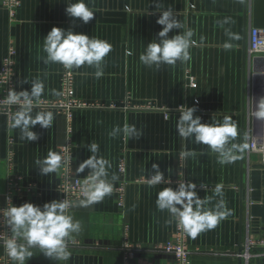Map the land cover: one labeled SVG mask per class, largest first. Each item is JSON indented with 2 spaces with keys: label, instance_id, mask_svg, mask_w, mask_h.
<instances>
[{
  "label": "crops",
  "instance_id": "0c3cea01",
  "mask_svg": "<svg viewBox=\"0 0 264 264\" xmlns=\"http://www.w3.org/2000/svg\"><path fill=\"white\" fill-rule=\"evenodd\" d=\"M75 2L21 0L16 21L11 23L0 0V66L11 44L15 50L14 90L30 91L32 82L41 81L44 91L39 99L51 101L60 95L62 71L59 63H43L47 58L44 37L52 27L83 33L112 45V51L104 58L101 77L96 78V68L92 66L71 69L75 97L90 105L71 113L72 167L76 176L88 178L89 169L83 172L77 169L92 155L87 145L96 143L99 151L95 155L111 164L106 179L116 183L120 179L117 166L123 160L125 201L122 208L113 194L87 207L78 206L79 200L74 201L75 206L68 214L74 221H80L81 231L67 240L76 242L67 247L69 259L54 261L33 248V257L26 264H176L173 255L155 249L171 240L176 228V220H172L167 210H158L156 199L163 188L175 189L180 183L189 182L196 184L199 198L212 197L205 207L215 208L223 199L230 214L195 239L187 235L188 247L238 250L239 239L244 238L247 229L245 209L240 222V206L246 203L249 191L247 147L243 152L236 151L237 158L232 162L220 164L218 154L207 145L196 143L194 138H181L176 124L182 111L179 106L184 105L195 106L194 116H199L202 123L222 122L224 117H230L238 129L231 143L241 147L247 145L253 128L259 131L262 121L249 116L259 98L264 97L261 61L248 55L251 0H84L95 14L87 24L66 15L67 5ZM168 9L173 10L181 25L168 34L169 38L192 33L191 59L177 61L174 66L146 67L139 57L148 43L158 42L154 39H159L162 26L156 20ZM225 19L229 23L221 26L219 22ZM225 43L232 47L225 49ZM253 68L258 71L254 80ZM187 76L194 79L196 87L187 85ZM41 111L53 113L52 126L49 129L34 126L32 131L38 139L31 142L22 140L20 130L11 127L13 116L9 119L0 112V207L4 204L8 178H13L19 189L12 194L14 206L25 202L42 206L59 200L60 169L41 175L36 161L44 160L49 152L59 153L66 121L54 108L34 107L32 115ZM126 123L135 125L143 135L139 139L125 138L122 131L116 137L110 135L114 127L122 129ZM9 139L13 142L10 168L5 161ZM186 150L195 155L184 157L182 153ZM257 160L252 157L250 164ZM154 163L170 183L150 187L144 181L152 173ZM217 186L222 188V197L215 195ZM169 220L172 222L168 223ZM263 227L260 225L258 234L264 233ZM124 242L138 247L126 261L121 248ZM0 264H13L1 245ZM190 264L243 263L231 256L193 254Z\"/></svg>",
  "mask_w": 264,
  "mask_h": 264
},
{
  "label": "clouds",
  "instance_id": "9594fccd",
  "mask_svg": "<svg viewBox=\"0 0 264 264\" xmlns=\"http://www.w3.org/2000/svg\"><path fill=\"white\" fill-rule=\"evenodd\" d=\"M65 13L72 19L78 18L80 22L87 24L95 18V14L86 5L84 0H76L68 4ZM162 26L158 32V42H150L146 50L139 57L140 62L146 67L159 68L162 64L175 65L177 61L186 62L191 59L189 52L190 38L189 31L184 35L176 34L169 38L173 29H180L181 25L173 14L172 9L162 11L156 20ZM221 26L229 23L227 19L219 22ZM231 38V33H229ZM232 45L225 43L224 48L230 49ZM44 51L47 58L43 63H59L66 69L79 68L88 65L96 68L95 76L103 75V61L108 53L112 51V45L105 40L90 38L83 33H75L58 27H52L44 37ZM44 91L41 81H34L30 91L9 90L6 104L16 105L18 110L13 116L11 127L19 129L22 140L28 142L36 141L38 135L32 131L37 124L43 129L52 126L54 115L51 111H41L35 116L32 115L33 104L38 101ZM182 109L176 124L178 135L188 140L194 138L199 144L207 145L213 152L218 154L220 164L230 163L237 158L236 151L243 152V147L231 143L238 135L237 125L230 117H224L222 122L202 123L199 116H194L197 111L195 106H179ZM252 116L256 120L264 121V97L256 102ZM123 132L125 138L139 139L143 133L135 125L125 124L121 129L114 127L110 135L116 137ZM87 149L92 155L79 164L78 172L86 168L90 170L89 177L81 186L83 198L78 201V206L87 207L101 202L105 196L111 195L112 183L106 179L107 169L111 167L108 160L98 158L95 154L99 151V145L91 143ZM184 157L194 156L195 153L186 150L182 153ZM68 157H62L57 152H49L44 160H37L41 175L56 173L62 164L66 165ZM115 181L116 177L112 176ZM148 185L156 186L161 183L168 184L170 180L159 170L158 164H152V173L146 177ZM196 184L180 183L175 189L165 187L159 191L156 199L158 210L170 214L172 220L178 221L179 226L195 239L200 233L214 229L220 221L230 213L226 204L221 199L215 208H207L205 205L211 202L212 197L207 199L199 198L195 191ZM215 195L222 197V188H215ZM72 205L67 200H52L42 206L25 202L19 206L13 204L3 212L5 225L11 235L3 239V245L7 256L13 264H26L29 258L33 257V248H38L40 253L54 261H67L70 253L67 249V240L74 233L81 231L80 221H74L68 214ZM169 220L168 223H171Z\"/></svg>",
  "mask_w": 264,
  "mask_h": 264
},
{
  "label": "built area",
  "instance_id": "2783aa9c",
  "mask_svg": "<svg viewBox=\"0 0 264 264\" xmlns=\"http://www.w3.org/2000/svg\"><path fill=\"white\" fill-rule=\"evenodd\" d=\"M21 5V0H1V7L7 12L9 21L14 23L16 21L17 10ZM15 50L11 44L8 45L6 55L2 59L0 66V112L4 113L9 119L15 115L18 106H8L6 104L8 91L14 90V57ZM248 55L251 59L261 61V70L259 71L264 77V28L252 27L249 31V47ZM263 63V64H262ZM74 75L71 69H66L62 66L60 74V95L57 99L51 101H44L39 99L33 104L34 107L54 108L65 117L66 132L64 142L59 146V154L62 157H68L66 165L62 164L57 183V191L59 193V200H67L71 204L74 201L83 198L81 193V186L87 178H80L73 172L72 157H73V143L71 139V113L76 108L90 106L83 103L75 97L73 88ZM187 85L191 88L196 87L194 79L190 76L186 77ZM264 91V90H263ZM264 94V93H263ZM253 110L249 111V116H252ZM251 130V129H250ZM12 139L8 140V148L6 155V165L11 167L13 160ZM252 157H257L259 162L264 167V121L260 126L259 131L252 129V134L249 136L246 148L247 170L249 171ZM117 171L120 179L116 183H112L113 191L111 194L117 197V203L122 208L125 201V186L124 179L125 163L121 160L118 163ZM18 180L19 177H16ZM144 181L147 182L145 179ZM109 182V181H108ZM111 183V182H110ZM18 186L14 183L13 178H8L5 190L4 204L0 207V245L3 248L4 255L7 256L3 239L10 237L11 233L5 225L3 212L10 207L12 202V194L14 191L18 192ZM71 209V208H70ZM69 209V211H70ZM246 234L242 239L243 249L241 252L236 251H216L213 249L200 250L198 248L190 249L187 245V233L179 226L176 221V228L171 240L167 241L161 246L156 247V250L173 255L176 264H190V257L193 254H205L211 256H231L242 261L243 264H262L264 260V250H255L256 248H264V233L254 234L250 231V225L247 222ZM76 242H67V247L75 245ZM122 248L123 260L129 259L138 247H134L128 242H124Z\"/></svg>",
  "mask_w": 264,
  "mask_h": 264
},
{
  "label": "water",
  "instance_id": "95a60500",
  "mask_svg": "<svg viewBox=\"0 0 264 264\" xmlns=\"http://www.w3.org/2000/svg\"><path fill=\"white\" fill-rule=\"evenodd\" d=\"M251 12L252 27L264 28V0H251ZM256 72L258 71L254 68L251 70L253 80L258 78L255 75ZM240 114L242 117L244 116L243 108ZM248 180L247 189L249 191L246 193V203H241L240 206V222L242 220V209H245L246 219L251 227L252 233L258 234L260 225L264 226V167L259 162L250 164ZM239 189L242 192V184L239 186ZM241 242L242 239H239V252L243 249ZM255 250H264V248H256ZM262 264H264V260Z\"/></svg>",
  "mask_w": 264,
  "mask_h": 264
}]
</instances>
